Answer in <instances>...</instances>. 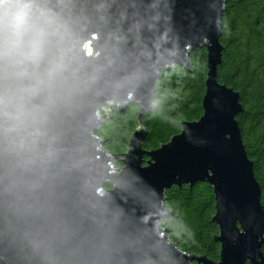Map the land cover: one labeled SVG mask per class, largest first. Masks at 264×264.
<instances>
[{
    "label": "water",
    "instance_id": "obj_1",
    "mask_svg": "<svg viewBox=\"0 0 264 264\" xmlns=\"http://www.w3.org/2000/svg\"><path fill=\"white\" fill-rule=\"evenodd\" d=\"M227 0H0V264H264L262 191L219 83ZM207 51L203 116L160 149L117 155L108 109L158 112L163 72ZM104 114V115H103ZM150 160L145 163V158ZM208 183L220 260L163 228L172 186ZM110 186V188H107Z\"/></svg>",
    "mask_w": 264,
    "mask_h": 264
},
{
    "label": "trees",
    "instance_id": "obj_2",
    "mask_svg": "<svg viewBox=\"0 0 264 264\" xmlns=\"http://www.w3.org/2000/svg\"><path fill=\"white\" fill-rule=\"evenodd\" d=\"M227 1L222 16L225 51L217 77L219 83L240 94L244 112L237 121L248 156L254 163L264 208V0ZM190 59V70L174 66L161 75L154 98L158 112H148L145 119L139 121L137 105L123 112L109 107L110 112L96 135L104 141L111 155L118 156L116 170L122 169L131 137L139 128L147 133L143 149L152 152L179 135L183 123L203 116L208 72L206 49L193 52ZM149 160L146 157L145 163ZM165 207L171 214L164 218L162 226L170 239L190 255L218 262L221 245L216 241L219 228L212 221L215 215L213 188L208 183L194 187L172 186L165 192Z\"/></svg>",
    "mask_w": 264,
    "mask_h": 264
},
{
    "label": "rangeland",
    "instance_id": "obj_3",
    "mask_svg": "<svg viewBox=\"0 0 264 264\" xmlns=\"http://www.w3.org/2000/svg\"><path fill=\"white\" fill-rule=\"evenodd\" d=\"M108 109H109V108H108ZM103 115H104V114H103ZM122 167H123V166H122ZM116 168H118V167H117V166H115V167H114V169H116ZM116 171H120V170H118V169H117Z\"/></svg>",
    "mask_w": 264,
    "mask_h": 264
},
{
    "label": "bare ground",
    "instance_id": "obj_4",
    "mask_svg": "<svg viewBox=\"0 0 264 264\" xmlns=\"http://www.w3.org/2000/svg\"><path fill=\"white\" fill-rule=\"evenodd\" d=\"M116 170V169H115Z\"/></svg>",
    "mask_w": 264,
    "mask_h": 264
}]
</instances>
